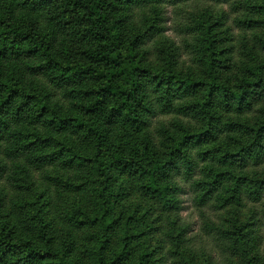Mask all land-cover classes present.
<instances>
[{"label":"trees","instance_id":"1","mask_svg":"<svg viewBox=\"0 0 264 264\" xmlns=\"http://www.w3.org/2000/svg\"><path fill=\"white\" fill-rule=\"evenodd\" d=\"M263 229L264 0H0V264H264Z\"/></svg>","mask_w":264,"mask_h":264},{"label":"rangeland","instance_id":"2","mask_svg":"<svg viewBox=\"0 0 264 264\" xmlns=\"http://www.w3.org/2000/svg\"><path fill=\"white\" fill-rule=\"evenodd\" d=\"M167 16H168L167 26L170 29L166 33L165 36L168 38H170V37L176 38L175 37L176 34L174 32L173 26H171V23H170V21H172L174 18V12L168 10ZM251 18L259 20L257 18V16H252ZM231 27L233 30L232 33L234 34V38H235V41L233 44L236 45V47H237V54L235 56V60H237L238 61L237 63L239 64L240 62H242L246 59V57H247L246 54H247L248 50L255 47V44H254L255 39L247 38V39L243 40L242 39L243 32H240L238 29L233 27V25H231ZM216 30H217V32H219V34L221 35L222 38H226V37L229 38L228 33L225 31L226 29L221 28V27H217ZM249 34L262 36L263 33L260 29H255V30L249 32ZM163 44H165L164 40L156 41L154 43V46H153L154 50L158 52L162 48H165L163 46ZM157 52H154V55H153L152 59L147 63V66L152 68V69H155V70H161L165 66L164 65L165 55L160 54V53L157 54ZM181 69H182L181 67L178 68V70H181ZM82 183H83V180H82ZM182 198H183L184 209L181 212V216L185 220V222H187L190 225L189 235L194 236L198 233V228H199L197 213L195 212V210L191 204V201L189 199L190 198L189 195H183ZM132 199L134 200L133 201L134 204L140 205L141 208H143V207L148 208V206L146 205V202L143 199H140L136 194L132 197ZM263 232H264V229H263ZM201 244L207 245V243L205 241H203L202 243L199 242V244L197 243L196 245L201 246Z\"/></svg>","mask_w":264,"mask_h":264}]
</instances>
